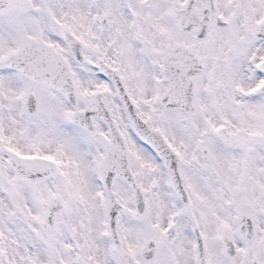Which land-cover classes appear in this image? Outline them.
<instances>
[{
	"label": "snow or ice",
	"instance_id": "obj_1",
	"mask_svg": "<svg viewBox=\"0 0 264 264\" xmlns=\"http://www.w3.org/2000/svg\"><path fill=\"white\" fill-rule=\"evenodd\" d=\"M0 264H264V0H0Z\"/></svg>",
	"mask_w": 264,
	"mask_h": 264
}]
</instances>
